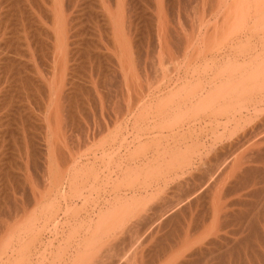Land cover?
<instances>
[{
  "label": "rangeland",
  "instance_id": "1",
  "mask_svg": "<svg viewBox=\"0 0 264 264\" xmlns=\"http://www.w3.org/2000/svg\"><path fill=\"white\" fill-rule=\"evenodd\" d=\"M259 11L254 0H1L0 248L14 240L2 261L30 247L32 264H72L87 226L128 201L118 243L94 242L83 264H107L115 245L121 264H200L176 247L203 227L205 262L264 264V82L251 78L264 65ZM234 77L237 93L215 98L226 112L188 106ZM159 104H182L183 116ZM168 211L145 232L149 216ZM34 219L45 229L32 248L24 230Z\"/></svg>",
  "mask_w": 264,
  "mask_h": 264
},
{
  "label": "bare ground",
  "instance_id": "2",
  "mask_svg": "<svg viewBox=\"0 0 264 264\" xmlns=\"http://www.w3.org/2000/svg\"><path fill=\"white\" fill-rule=\"evenodd\" d=\"M1 1V0H0ZM104 2V1H103ZM254 2H255V4L259 7V10H261V12H260V14L261 15H259V13H258V18L257 19H259L260 21H264V15H263V13L262 12H264L263 10H264V8H261V7H263L264 6V0H254ZM64 3V2H63ZM58 4V3H57ZM109 4V3H108ZM122 4V3H121ZM112 5V4H111ZM110 5V6H111ZM9 6H10V4H9ZM61 6V5H60ZM116 6V5H115ZM62 7V6H61ZM58 8V7H57ZM64 9V8H63ZM113 9V8H112ZM263 9V10H262ZM52 11V10H51ZM65 11V10H64ZM258 11V10H257ZM12 12V11H11ZM121 12V11H120ZM62 13V12H61ZM85 13V12H84ZM60 15V14H59ZM240 15H241V13H240ZM240 15H239V17H240ZM23 16V15H22ZM65 16V15H64ZM111 16V15H110ZM124 16V15H123ZM263 16V17H262ZM242 18H244V14H243V16H241ZM60 18V17H59ZM8 19V18H7ZM6 19V20H7ZM77 19V18H76ZM239 19V18H238ZM4 20V19H3ZM241 20V19H240ZM1 17H0V23H1ZM72 21V20H71ZM263 21H262V23H263ZM66 22V21H65ZM75 22V21H74ZM258 22V21H257ZM4 23V22H3ZM62 23V22H61ZM64 23V22H63ZM261 23V22H260ZM262 23L259 25L260 27L261 26H263L262 25ZM21 24V23H20ZM77 24V23H76ZM109 24V23H108ZM113 24V23H112ZM257 24H259V22L258 23H256V26L255 27H257L258 25ZM7 25H8V23H7ZM64 26V25H63ZM71 26V25H70ZM69 26V27H70ZM2 27V26H1ZM58 27V26H57ZM66 27V26H65ZM120 27H121V25H120ZM60 28H62V27H59V29L57 28V30L59 31L60 30ZM258 28V27H257ZM118 29V28H117ZM57 30L55 31L56 33H57V37H58V40H59V42L62 44V41L64 42V41H66L65 39H64V36L62 35V32L60 33V31L59 32H57ZM63 30V29H62ZM61 30V31H62ZM69 30H70V28H69ZM66 31H68V29L66 30ZM5 32V31H4ZM9 32H10V30H9ZM65 32V31H64ZM72 32V31H71ZM263 32H264V30H263ZM1 33H2V30H1V28H0V39H2V36H3V34L1 35ZM260 33V32H259ZM64 34V33H63ZM69 35V34H68ZM66 36V35H65ZM81 37V36H80ZM259 37V36H258ZM263 37V36H262ZM43 38V37H42ZM67 38H68V36H67ZM121 39V38H120ZM262 39H264V38H262ZM15 40H16V38H15ZM19 40V39H18ZM0 41H3V40H0ZM13 41V40H12ZM35 42V41H34ZM57 42V41H56ZM45 43V42H44ZM5 44V43H4ZM59 44V43H58ZM72 45V44H71ZM3 46V45H2ZM1 46V43H0V69H1V67L4 65V59L2 58L3 57V48H1L2 47ZM29 46V45H28ZM61 48H63V47H61ZM34 49V48H33ZM31 50V49H30ZM63 50V49H62ZM64 50H66V49H64ZM8 51V50H7ZM18 51V50H17ZM71 51V50H70ZM63 52V51H62ZM33 53V52H32ZM71 53V52H70ZM8 54V53H7ZM58 54V53H57ZM219 54V53H218ZM11 55V54H10ZM15 55V54H14ZM12 56V55H11ZM69 56V55H68ZM123 56V55H122ZM59 57V56H58ZM48 58V57H47ZM57 58V57H56ZM51 59V58H50ZM258 59V58H257ZM256 59V60H257ZM68 60H69V58H68ZM29 61V60H28ZM259 61V60H258ZM14 62V61H13ZM64 62V61H63ZM11 63H12V61H11ZM17 63V62H16ZM54 63V62H53ZM258 63V62H257ZM256 63V64H257ZM56 64V63H55ZM119 64V63H118ZM125 64V63H124ZM259 64V63H258ZM262 64H264L263 62H262ZM66 66V65H65ZM126 66V65H125ZM256 66H258V65H256ZM16 67V66H15ZM120 67V66H119ZM259 67V66H258ZM260 68H262V69H260ZM257 71H256V73L253 75V76H251V78H253L254 80H255V82H256V85H257V87H259V85L261 86L262 85V83L261 82H264V65H262V67H260ZM3 69V68H2ZM257 69V68H256ZM75 73V72H74ZM10 74V73H9ZM41 74V73H40ZM54 74H55V72H54ZM47 75V74H46ZM58 75H59V73H58ZM233 75V74H232ZM54 76V75H53ZM56 76V75H55ZM54 76V77H55ZM219 76V75H218ZM234 76V75H233ZM59 77V76H58ZM75 77V76H74ZM232 77V76H231ZM217 78V77H216ZM219 78V77H218ZM235 78V77H234ZM246 78V77H245ZM244 78V79H245ZM3 79V78H2ZM53 79V78H52ZM230 79H233V78H230ZM63 80V79H62ZM240 80V79H239ZM225 81H227V80H225ZM229 81V80H228ZM235 81H237L236 80V78H235V80L234 81H230L229 83L227 82V84L226 83H224V85L223 86H225V88L224 89H220V90H218V88H216V87H218L219 85H218V83H217V85L218 86H216L215 88L218 90L217 92H213V94H210V95H206V96H203V97H205V98H202V96H200V97H196L197 96V94H194V95H196V96H194V97H196L195 99H194V97H193V99L195 100H193L192 98V100L194 101V102H196L195 104H190V105H188V106H190V108H194V111L196 110V112H197V114L200 112V111H197V110H204V112L206 111V112H208V111H210L211 112V114H212V116H214V115H221V114H219L222 110H224L225 109V105L226 104H224V106L223 105H221V104H215L216 103V101H217V99L219 100H221V98H223L224 97V95H227L228 94V96H229V93L230 92H233V91H235L236 92V89L238 88L239 89V86L243 83V81H237V82H235ZM212 82V81H211ZM44 83V82H43ZM213 83V82H212ZM187 84V83H186ZM191 84V83H190ZM244 84V83H243ZM264 85V84H263ZM43 86V85H42ZM185 86H187V85H185ZM197 86V85H196ZM241 86H243V85H241ZM1 87V86H0ZM184 87V86H183ZM221 88H222V85L220 86ZM57 88V87H56ZM184 88H186V87H184ZM188 88V87H187ZM190 88V87H189ZM210 88V87H209ZM183 89V88H182ZM193 89V88H192ZM200 89V88H199ZM212 89V88H211ZM1 90V89H0ZM213 90V89H212ZM215 90V89H214ZM213 90V91H214ZM58 91V90H57ZM69 91V90H68ZM181 91V90H180ZM187 91V90H186ZM185 91V93H187ZM193 91V90H192ZM238 91V90H237ZM175 92V91H174ZM178 92V91H177ZM210 92V91H209ZM184 93V94H185ZM189 93H190V91H189ZM188 93V94H189ZM196 93V92H195ZM237 93V92H236ZM205 94V93H204ZM233 94V93H232ZM8 96V95H7ZM175 96V95H174ZM190 96V95H189ZM189 96H188V98H189ZM55 97V96H54ZM57 97V96H56ZM218 97V98H217ZM221 97V98H220ZM4 98V97H3ZM184 98V97H183ZM186 98V97H185ZM184 98V99H185ZM215 98H217V99H215ZM226 98V97H225ZM182 99V98H181ZM180 99V100H181ZM219 100V101H220ZM223 100V99H222ZM173 101H174V99H173ZM178 101V100H177ZM186 101V100H185ZM190 101V100H189ZM161 102V101H160ZM180 102V101H179ZM178 103V102H177ZM219 103V102H218ZM158 105V104H157ZM157 105H156V107H157ZM165 107V106H167L168 107V105H172V104H159V107L161 108V107H163V106ZM229 105V104H228ZM231 105H233V104H230V106ZM243 104H240V106L239 105H237L236 107L235 106H232V108L234 107V108H236V109H238L237 107H239V108H241V107H243L242 106ZM246 105V104H245ZM255 105V104H254ZM169 106V107H170ZM172 106H175L174 107V109H172V111H173V113H172V115L178 120V118H180V117H182L183 116V114H182V108H183V105L182 104H176V105H172ZM186 106V105H185ZM187 106V107H188ZM259 106V105H258ZM1 107H3V106H1ZM163 107V108H164ZM166 107V108H167ZM247 107V106H246ZM186 108V107H185ZM254 108V107H253ZM158 109V108H157ZM169 109V108H168ZM230 110H231V107L229 108ZM228 109V110H229ZM152 110V109H151ZM188 110V108L186 109V111ZM190 110V109H189ZM233 110V109H232ZM235 110V109H234ZM254 111H255V114H258L260 111H258L259 109H257V108H255V109H253ZM156 111V110H155ZM185 111V112H186ZM243 111H245V110H243ZM8 112V111H7ZM152 112H153V110H152ZM166 112H168V111H166ZM184 112V113H185ZM206 112H205V114H206ZM223 112H226V111H222L221 113H223ZM231 112V111H230ZM229 112V113H230ZM232 112H234V111H232ZM240 114H241V110L240 111H238ZM251 112V111H250ZM262 112V111H261ZM165 112H163V114H164ZM188 113V112H187ZM186 113V115H188ZM203 113V112H202ZM209 113V112H208ZM236 113V112H235ZM181 114H182V116H181ZM194 114H195V112H194ZM196 114V115H197ZM201 114V113H200ZM231 114H233V113H231ZM262 114V113H261ZM170 114H168V116H169ZM191 115V114H190ZM229 115V114H228ZM243 115V114H242ZM150 116V115H149ZM227 116V115H226ZM190 117H192V116H190ZM216 117V116H215ZM224 117V116H223ZM235 118H236V115L234 116ZM144 118V117H143ZM165 118H166V116H165ZM205 118V117H204ZM220 118V117H219ZM230 118V117H229ZM187 118H185V120H186ZM190 119V118H189ZM196 119H197V116H196ZM205 119H208V118H205ZM233 119V118H232ZM243 119V118H242ZM5 120V119H4ZM228 120V119H227ZM167 121V120H166ZM193 121V120H192ZM197 121V120H196ZM217 121V120H216ZM233 121V120H232ZM169 122V121H168ZM177 122V121H176ZM179 122V121H178ZM177 122V123H178ZM190 122V121H189ZM199 122V121H198ZM219 122V121H218ZM167 123V122H166ZM173 123V122H172ZM175 123V122H174ZM183 123V122H182ZM182 123H180V124H182ZM194 123V122H193ZM209 123V122H208ZM213 123V122H212ZM222 123V122H221ZM232 123V122H231ZM176 124V123H175ZM179 124V123H178ZM179 124V125H180ZM185 124V123H184ZM207 124V123H206ZM217 124V123H216ZM246 124V123H245ZM174 125V124H173ZM227 125V124H226ZM168 126V125H167ZM172 126V125H171ZM179 127V126H178ZM182 127H183V125H182ZM175 128V127H174ZM189 128V127H188ZM170 129V128H169ZM172 129V128H171ZM180 129V128H179ZM181 132V131H180ZM225 132V131H224ZM244 132V131H243ZM250 132V131H249ZM264 133V132H263ZM178 134V133H177ZM3 135V134H2ZM5 135V134H4ZM176 135V134H175ZM229 135V134H228ZM260 136V135H259ZM262 136V135H261ZM176 137V136H175ZM234 137V136H233ZM245 139V138H244ZM264 139V138H263ZM2 140V139H1ZM220 140V139H219ZM256 140V139H255ZM254 140V141H255ZM217 141H218V139H217ZM246 142V141H245ZM252 145H254V144H252ZM254 147H255V145H254ZM257 148H259V147H257ZM136 151V150H135ZM208 152V151H207ZM187 153V152H186ZM179 154V153H178ZM191 154V153H190ZM196 154V153H195ZM181 155H182V153H181ZM209 155V154H208ZM231 158V157H230ZM233 158V157H232ZM236 158V157H235ZM165 159V158H164ZM172 159V158H171ZM186 159V158H185ZM178 160V159H177ZM181 160H183V159H181ZM176 161V160H175ZM174 161V162H175ZM179 161V160H178ZM223 161V160H222ZM233 161H235V159L233 160ZM167 162V161H166ZM211 162V161H210ZM176 163H178L177 161H176ZM175 163V164H176ZM185 163V162H184ZM199 163H201V162H199ZM226 163V162H225ZM240 163V162H239ZM239 163H237V161L236 162H234V164H233V168L235 169V167L236 166H238L237 164H239ZM243 163V162H242ZM246 163H247V161H246ZM183 164V163H182ZM193 163H189L188 165H185L186 166V168L187 167H191V165H192ZM223 164V163H222ZM194 165V164H193ZM175 166V165H174ZM203 166V165H202ZM215 166V165H214ZM182 167V166H181ZM217 167V166H216ZM219 167V166H218ZM220 167H221V165H220ZM223 167V166H222ZM230 167V166H229ZM231 167H232V165H231ZM215 168V167H214ZM241 168V167H240ZM163 169V168H162ZM231 169V168H230ZM234 169H233V171H234ZM237 169V168H236ZM214 170V169H213ZM216 172V171H215ZM228 172V171H227ZM212 173H214V172H212ZM177 174V173H176ZM175 174V175H176ZM84 175V174H83ZM177 176V175H176ZM179 176V175H178ZM251 176V175H250ZM75 177V176H74ZM228 177V176H227ZM226 178V177H225ZM168 181V180H167ZM247 183V182H246ZM223 185V184H222ZM236 192V191H235ZM197 193V192H196ZM195 193V194H196ZM217 193V192H216ZM223 194V193H222ZM192 195V194H191ZM79 196H81V195H78V197ZM85 197V196H84ZM89 197V196H88ZM81 198V197H80ZM136 198V197H135ZM77 199V198H76ZM79 199V198H78ZM85 200H86V198H85ZM127 200V199H126ZM133 201H135V199L133 200ZM138 201V200H137ZM221 199H220V195H219V193H217L216 195H215V197H213V199H212V201H211V210H209V211H211V217L213 216L214 217V219H216V218H218L217 220H219V218L221 219V216H224V210H226L225 208L224 209H222V207L220 208V206L219 205H223V203L222 204H220L221 202ZM239 201V200H238ZM120 202H122V201H120ZM85 203V202H84ZM127 204V206H125V205H121L122 207H118L116 210H109V212H105V213H102V214H100L99 215V218H98V221L97 222H95L94 224V226H87V228L88 229H86L85 231H84V233H85V237H83V238H81V240H83V242L82 243H84L83 244V247H81L82 249H86L85 251L83 250V252L80 250L79 252H78V256H77V258H76V256H75V259L73 258V260H72V264H80V262H81V264H83V260L85 259V258H87V256L88 255H90V253H89V251L91 250L92 251V249H93V247L91 248V245L93 246V244H94V242H102V241H104L105 240V238H106V241L104 242V244H107L108 243V241L110 240V244L112 243L111 242V239H107L109 236L111 237L112 236V238L114 237V238H116V237H118V235L120 234V235H122L120 232L122 231V233H124V231H123V229H124V226H125V223L127 222L128 223V217H129V215H130V207L131 206H129L130 204L128 203V201L126 202ZM131 203V202H130ZM135 203V202H134ZM142 203V202H141ZM175 203V202H174ZM186 203V202H185ZM123 204V203H122ZM125 204V203H124ZM129 204V205H128ZM133 204V203H132ZM136 204V203H135ZM139 204H140V202H139ZM164 204H165V202H164ZM176 204V203H175ZM175 204H174V206H175ZM134 205V204H133ZM132 205V206H133ZM158 205V204H157ZM178 205H179V203H178ZM178 205H176L177 206V208H178ZM125 206V207H124ZM135 206H138V205H135ZM144 206V205H143ZM234 206V205H233ZM117 207V206H116ZM145 207V206H144ZM224 207H226V206H224ZM239 207V206H238ZM132 208V207H131ZM135 208V207H134ZM139 208H140V206H139ZM142 209H143V207H141ZM176 208V207H175ZM227 208V207H226ZM167 209V208H166ZM188 209H190V208H188ZM138 210V209H137ZM137 210H136V212H137ZM173 210V209H172ZM101 211V210H100ZM164 211V210H163ZM187 211V210H186ZM91 212V211H90ZM131 212H134V210L133 211H131ZM142 212H143V210H142ZM162 212V211H161ZM180 212V211H179ZM188 212V211H187ZM99 213V212H98ZM140 213V212H139ZM148 213V212H147ZM146 213V214H147ZM158 213H160V211L158 210ZM170 214V211H168L167 213H164V215L163 216H161L160 218L159 217H157L156 215H154V217L153 216H149V218L147 219L148 221H149V223H148V225L147 226H149V228L145 231L144 230V228L142 229V231H145V232H148V231H150L152 228H153V226H154V224L155 223H157V222H159L161 219H163V217H165L167 214ZM186 213V212H185ZM162 214V213H161ZM240 214V213H239ZM53 215V214H52ZM148 215V214H147ZM225 215H226V213H225ZM132 217V219H133V217H134V215L133 216H131ZM136 217H138V216H136ZM141 217H142V215H141ZM140 217V218H141ZM143 217H145V216H143ZM146 217H148V216H146ZM169 217V216H168ZM184 217V216H183ZM223 218V217H222ZM39 219V218H38ZM182 219V218H181ZM40 220V219H39ZM138 220H139V217H138ZM212 220V219H211ZM216 220V221H217ZM82 221V220H81ZM141 221V220H140ZM144 221H146L145 219H144ZM30 223H28L27 224V227L25 228V230L24 231H26L27 230V232H28V235H31L32 237V240H31V246L33 245V244H35V243H37V241H40L39 239H40V235L42 234V232L44 231V229H45V227L43 226H41V225H38L37 224V222H38V220H37V222H36V219H34V220H32V221H29ZM92 222V221H91ZM91 222H89V223H91ZM172 222V221H171ZM189 222V221H188ZM212 222V221H211ZM214 223H215V221H213ZM218 222V221H217ZM220 222H221V220H220ZM133 223V222H132ZM147 223V222H146ZM222 223V222H221ZM134 224V223H133ZM137 224V223H136ZM217 224V223H216ZM220 224V223H219ZM223 224V223H222ZM137 225H139V223L137 224ZM136 225V226H137ZM146 224H144V226H145ZM209 225V224H208ZM218 226V225H217ZM215 226V229H221L222 227H223V225H222V227H220V226ZM227 226V225H226ZM81 227V226H80ZM82 228V227H81ZM250 229H252V228H249V230ZM254 229V228H253ZM251 230L250 231V233H252V235H254V237H257L258 236V232H257V230L255 229V230ZM73 230H75V229H73ZM127 230V229H126ZM131 230H133V228L131 229ZM130 230V231H131ZM138 230H140V229H137V231ZM248 230V231H249ZM55 231V230H54ZM76 231V230H75ZM128 231V230H127ZM134 231H135V229H134ZM141 231V230H140ZM173 231H175V230H173ZM217 232L219 231V230H216ZM22 232V231H21ZM131 232H133V231H131ZM131 232H130V234H131ZM152 232V231H151ZM195 232V231H194ZM208 232H210V229H207L206 227L204 228H202L201 230H199L195 235H191V236H188V237H190L188 240L187 239H185V242L184 243H182V244H180V245H178L176 248H177V250L179 251L178 253H180L179 255V259L181 258V257H183V259H185L184 257L185 256H187L186 254H188V255H191L190 257H194V258H198V256L199 257H203L206 253L205 252H207V251H205V248L203 247V245H201L202 243L204 244L205 242H204V240L205 239H207L208 238V236H207V234H208ZM15 233V232H14ZM24 233H26V232H24ZM73 233V232H72ZM75 233H77V232H75ZM84 233H83V236H84ZM128 233V232H127ZM153 233V232H152ZM151 233V234H152ZM155 233V232H154ZM159 233V232H158ZM177 233V232H176ZM188 233H190L189 231L187 232V234ZM8 234V233H7ZM78 234V233H77ZM76 234V235H77ZM138 233H136L135 234V236L137 235ZM218 234V233H217ZM13 235V237H14V234H12ZM20 235V234H19ZM19 235H15V236H19ZM25 235V234H24ZM27 235V234H26ZM73 235H75V234H73ZM143 235H145V234H143ZM142 235V236H143ZM158 235V234H157ZM216 235V234H215ZM223 235V234H222ZM22 236V235H21ZM82 236V235H81ZM139 236V235H138ZM153 236V235H152ZM155 236H156V234H155ZM184 236V235H183ZM7 237H11V236H7ZM30 237V236H29ZM69 237H70V235H69ZM97 237V238H96ZM109 237V238H110ZM131 237V236H130ZM151 237V236H150ZM3 238V237H2ZM14 238H16V237H14ZM19 238H21L22 240H18V241H21V243L23 242V238L22 237H20L19 236ZM114 238H113V240H114ZM120 238V237H119ZM118 238V239H119ZM139 238V237H138ZM185 238H187V237H185ZM215 238V237H214ZM8 239V238H7ZM11 238H9V241L10 242H8V244L7 243H5L6 245H3V246H5L4 248H3V246L0 248V250H1V253H0V261H1V263L3 262H5V261H2V260H4L5 259V257H6V260L8 261V260H10L9 258H11L10 256H9V249H10V245H9V243H11V241L13 242L14 240H13V238H12V240H10ZM17 239H18V237H17ZM211 239V238H210ZM81 240H79L80 241V243H81ZM108 240V241H107ZM133 240L134 241H136L135 240V238H133ZM132 240V242H130L131 243V245L130 246H132V244H134L135 242ZM215 240V239H214ZM15 241H17V240H15ZM114 241H116V243H118L117 242V239H115ZM209 241V240H208ZM220 241V240H219ZM254 241V240H253ZM107 242V243H106ZM128 242V241H127ZM137 242H138V240H137ZM180 242V241H179ZM182 242V241H181ZM215 242H216V240H215ZM214 242V243H215ZM222 242V241H221ZM42 243V242H41ZM81 243V244H82ZM108 243V244H109ZM114 243V242H113ZM143 243V242H142ZM210 243V242H209ZM13 244H14V242H13ZM12 244V245H13ZM17 244H18V242H17ZM80 244V245H81ZM206 244V243H205ZM9 245V246H8ZM79 245V246H80ZM145 245V244H144ZM198 245H200V246H198ZM208 245V244H207ZM212 245V244H211ZM15 246H17V245H15ZM34 246V245H33ZM33 246H32V248H33ZM82 246V245H81ZM135 246V245H134ZM133 246V247H134ZM205 246V245H204ZM111 247V246H110ZM113 247V246H112ZM121 247H122V245H121ZM120 246H116L115 245V250H114V248H113V253H112V255L110 256V258H109V260H107L106 261V263L107 264H121V262H122V259H124L123 257L125 256H123V252H122V250H119V248H121ZM210 247V246H209ZM29 249H27L28 250V252L26 251L25 252V254L24 253H21L20 254V258H19V260L16 258V261H17V263L15 262V259H14V264H32L31 263V258L33 257H31L30 258V254L32 255V252H31V248L30 247H28ZM12 249H13V247H12ZM11 249V250H12ZM72 249V248H71ZM124 249V248H123ZM210 248H208L207 250H208V252H210V250H209ZM15 250L16 249H14L12 252L14 253L15 252ZM132 250V249H131ZM22 251V250H21ZM12 252H10V253H12ZM17 252V251H16ZM16 252L14 253V254H16ZM77 252V251H76ZM88 252V253H87ZM116 252H119V255L118 256H115L114 254L116 253ZM146 252V251H145ZM148 252V251H147ZM177 252V251H176ZM83 253V255H81ZM84 253H86V254H84ZM190 253V254H189ZM76 254V253H75ZM172 254V253H171ZM39 255V254H38ZM173 255V254H172ZM11 256L13 257L14 255L13 254H11ZM19 257V256H18ZM71 257V256H70ZM89 257V256H88ZM176 257V256H175ZM178 257V256H177ZM15 258V257H14ZM126 258V257H125ZM187 258H189V257H187ZM186 258V259H187ZM193 258V259H194ZM12 259V258H11ZM41 259V258H40ZM90 259V258H89ZM127 259V258H126ZM213 259V258H212ZM86 260V259H85ZM84 260V261H85ZM88 260V259H87ZM91 260V259H90ZM125 260V259H124ZM123 260V261H124ZM214 260V259H213ZM43 261V260H42ZM47 261V260H46ZM64 261V260H63ZM164 261V260H163ZM163 261H162V263H163ZM171 261V260H170ZM173 261V260H172ZM182 261V260H181ZM10 262V261H9ZM12 262V261H11ZM10 262V263H11ZM89 262V261H88ZM91 262H93V261H91ZM160 262V261H159ZM174 262V261H173ZM184 262V261H183ZM2 263V264H3ZM123 263V262H122ZM161 263V262H160ZM177 263V262H176ZM214 263V262H213ZM5 264V263H4ZM13 264V263H12ZM90 264V263H89ZM103 264V263H102ZM132 264V263H131ZM140 264V263H139ZM142 264H144V263H142ZM155 264V263H154ZM158 264V263H157ZM171 264V263H170ZM179 264V263H178ZM193 264V263H192ZM205 264H211V263H209V262H207L206 261V263Z\"/></svg>",
  "mask_w": 264,
  "mask_h": 264
},
{
  "label": "crops",
  "instance_id": "3",
  "mask_svg": "<svg viewBox=\"0 0 264 264\" xmlns=\"http://www.w3.org/2000/svg\"><path fill=\"white\" fill-rule=\"evenodd\" d=\"M220 248L221 247H219L218 245H214V246H212L211 247V253H212V258L215 260V259H217V258H219V256H220V252L222 251V250H220ZM216 249V250H215ZM206 256H207V254H206ZM209 257V256H208ZM204 263H206L205 262V260H204V256L203 257H201V261H200V264H204ZM178 264V263H177ZM179 264H182V263H179Z\"/></svg>",
  "mask_w": 264,
  "mask_h": 264
}]
</instances>
